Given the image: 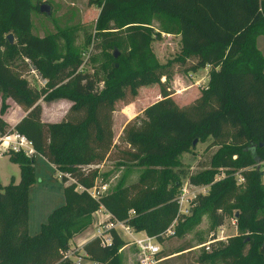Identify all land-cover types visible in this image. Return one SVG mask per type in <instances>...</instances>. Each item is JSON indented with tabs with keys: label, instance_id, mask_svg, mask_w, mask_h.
<instances>
[{
	"label": "trees",
	"instance_id": "obj_1",
	"mask_svg": "<svg viewBox=\"0 0 264 264\" xmlns=\"http://www.w3.org/2000/svg\"><path fill=\"white\" fill-rule=\"evenodd\" d=\"M30 10L29 0H0V91L25 113L13 127L0 116V137L12 132L25 136L37 154L74 182L61 178L66 203L53 209L39 232L30 236L27 193L35 181L34 155L6 153L19 168V180L0 182V264H71L69 240L91 226L99 206L110 218L161 242L159 233L175 217L174 198L182 177L194 185L210 184L208 193L198 195L193 204L208 211L212 228L236 213L237 234L225 243L215 242V247L211 243L197 256L199 264H264V183L253 168L264 161V58L255 44L258 36L264 37V0H101L94 47L118 51L111 57L117 66L111 65L100 89L95 75L78 71L77 53L68 49L61 55L51 36L28 34ZM112 17L114 25L108 23ZM4 32L28 37L16 49L3 38ZM161 33L177 36L175 58L182 70L191 73L207 66V80L185 107H178L159 87V99L143 108L138 124L123 126L121 139L129 149L118 157L159 168L145 170L137 180L118 184L95 200L86 190L99 177L98 165L112 147L113 103L123 99L126 90L135 95L138 75L165 69L151 51V42ZM23 56L49 87L56 86L48 99L72 102L60 123L41 120L44 89L30 87L12 70L11 63ZM4 108L2 101L0 113ZM206 138L218 146L207 169L187 175L177 157L192 141ZM218 168L224 177L213 181ZM238 169L241 185L233 178ZM154 174L157 185L145 193L144 178ZM194 221L190 218L186 228ZM177 226L174 235L180 232ZM110 234L107 246H100L97 237L86 241L85 257L97 264H120L117 251L124 241L114 231Z\"/></svg>",
	"mask_w": 264,
	"mask_h": 264
},
{
	"label": "rangeland",
	"instance_id": "obj_2",
	"mask_svg": "<svg viewBox=\"0 0 264 264\" xmlns=\"http://www.w3.org/2000/svg\"><path fill=\"white\" fill-rule=\"evenodd\" d=\"M29 1L31 4V25L28 34L38 37L51 36L56 42L57 50L61 55L67 53L68 49L77 53L81 61L78 71L89 73L93 76L95 75L96 78L99 79L98 88H102V79L104 75L109 71L112 64L117 66V62H113L111 59L112 52L116 50V48L96 49L94 47L93 40L98 31L97 15L99 12V2L101 0ZM43 3H47L51 7V14L49 16L39 11V7ZM108 23L111 25L116 24L114 17L109 19ZM153 25L156 26L154 22ZM115 30L118 31L119 29L116 28ZM9 34L12 36L11 45L16 49L20 48L22 40L28 37V34H26L18 38L17 36H13L10 32H4L2 36L4 39H7ZM255 44L264 58V37L258 36ZM0 50H4L2 46ZM151 51L154 55L153 57H155V61L161 65H166L165 69L157 70L151 75H138L133 82V85H135V95L130 97L128 90H126L125 97L123 99L117 98L113 103V111L111 113L112 147L106 159L98 165L99 177L97 178V182L107 183L108 190H111L118 184L127 185L137 180L145 170L159 168L157 166L146 167L137 164V162H124L118 159L123 151L129 149V146L121 139V130L123 126L128 122L134 125L138 124L142 117L141 111L143 108L159 99V87L161 85L170 93V98L178 107H185L191 102V98L199 93V90L204 86L207 79L206 69H198L196 72L190 73L184 72L181 66H179L175 58L178 52L176 36L171 35L168 37L166 34L161 33L159 39L151 42ZM22 61H24L27 66H24ZM130 66H133V63L130 64ZM11 68L15 73L21 75L30 87L37 90L44 89V93L39 100L42 108V120L51 123H60L65 111H67L68 105H71L72 102L63 97L48 99L49 94L54 91L53 89H55L56 86L49 87L47 84L43 87L39 86L38 79L30 72V69H34L38 77H44H42L41 72L28 58L23 56V58L20 57L14 60V62L11 63ZM126 99H131V102L125 104L124 101ZM2 101L5 108L3 112L0 113L1 118L7 115H9V117L14 115L15 109L13 102L10 98L3 97L0 91V107ZM217 147L218 146L211 145L210 138H206V140L202 142L198 141L193 146L191 145L187 151L181 153L177 157L182 164L181 169H183L187 175L207 169L210 156L215 152ZM253 168H256L259 173H261L260 180L264 183V161L259 162L253 166ZM216 171L213 178L224 177L223 169L218 168ZM239 171L238 169L233 173L236 185H241L243 183V181L238 182L237 180L238 177H242ZM57 175V171L49 162L41 155L34 154L35 181L30 185L27 193V233L30 236H34L39 232L41 225L47 221V216L53 209L66 203L64 195L66 183H63L61 179L57 178ZM13 176L19 178V168L17 164L11 162L5 154L0 157L1 184L7 185ZM157 179L159 178H156V174L144 178L145 193L150 192L151 189L157 185ZM187 181L186 177H182L180 184ZM200 185L203 186L202 188L205 193L203 195H206L210 184L206 183ZM229 216L224 217L222 223L225 225V234L231 237L236 235L237 231L234 233L233 229L229 227ZM194 217L195 221L190 223L191 225L189 228H186L188 220ZM92 218L93 222L91 226L69 240V249L71 253H68V255L71 264H97L87 259L82 250L83 243L94 237L96 226L103 220V217L99 215H95ZM176 226L177 231H180L177 235L164 238L159 242L160 255L175 251L181 246H189V248L182 252L167 256L161 264H199L197 256L202 251H208L200 245L207 242L210 239V235L216 232V229L212 228L210 225L208 211L206 209L196 210L193 204L186 214L176 220L174 229ZM122 240L124 244L117 251L120 256V264H136L134 247L128 240ZM226 240L227 239L221 241V243H225ZM215 246L216 244L214 243L213 247ZM202 264H223V261L216 260L213 263L206 262Z\"/></svg>",
	"mask_w": 264,
	"mask_h": 264
},
{
	"label": "built area",
	"instance_id": "obj_3",
	"mask_svg": "<svg viewBox=\"0 0 264 264\" xmlns=\"http://www.w3.org/2000/svg\"><path fill=\"white\" fill-rule=\"evenodd\" d=\"M30 72L38 79L39 86H45L46 79L38 77L34 69H30ZM8 151H21L27 156L36 154L34 148L26 139V137L17 132H12L9 135L0 137V156L6 154ZM57 173V178L61 179L62 177H66L68 182H74V180L71 179L67 173H62L59 171H57ZM220 178L222 177L213 178V181H216ZM237 180L238 182L243 181V178L238 177ZM202 187L203 186L201 185L191 184L188 181L180 184L174 198L176 204L175 217L171 220L170 224L161 233H159V237L164 239L174 236V225L176 220L182 215L186 214L198 195L205 194ZM77 189L82 190V187L78 186ZM107 190V183L97 182L96 179L94 185L87 189L86 192L93 199L97 200ZM93 215H99L103 217V220H101L96 226V232L94 233V237L98 238L100 246H107L111 243L110 230H112L121 239L128 240L129 243L134 247L136 264H161L166 258L159 255V242L154 236L147 235L142 231L135 232L123 222L110 218L109 213L101 206L98 207ZM228 225L235 233L237 227L235 215L232 214L229 216ZM215 229L216 232L210 235V239L204 244L200 245L201 247H204L205 250H209V244L224 241L229 237L225 234V225L223 223L216 226Z\"/></svg>",
	"mask_w": 264,
	"mask_h": 264
},
{
	"label": "crops",
	"instance_id": "obj_4",
	"mask_svg": "<svg viewBox=\"0 0 264 264\" xmlns=\"http://www.w3.org/2000/svg\"><path fill=\"white\" fill-rule=\"evenodd\" d=\"M166 36H171V35H168V34H166ZM177 37V36H176ZM256 40H257V38H256ZM255 43H256V41H255ZM202 69H206V72H207V70H208V67L206 66V67H204V68H202ZM196 72V71H195ZM193 73V72H192ZM206 75H207V73H206ZM206 78H207V76H206ZM207 80V79H206ZM196 95H194L191 99H193L194 97H195ZM11 100V99H10ZM12 101V100H11ZM13 102V106H14V109H15V113H14V115H11L10 117H9V115H7V116H3L2 118H3V120H5L11 127H13L23 116H24V112L21 110V108L14 102V101H12ZM39 104H40V102H39ZM69 106H70V104L68 105V107H67V109L66 110H68V108H69ZM66 112V111H65ZM42 114V113H41ZM65 114V113H64ZM64 116V115H63ZM63 118V117H62ZM41 120H42V117H41ZM43 121V120H42ZM45 122H47V121H45ZM37 154V153H36ZM5 154H3V155H1L0 157H2V156H4ZM51 166L52 167H54L55 168V166L53 165V164H51ZM13 178H14V180H15V182H17L18 180H19V178L18 177H15V176H13ZM95 215H93V217H94ZM88 241V240H87ZM86 242V241H85ZM84 242V243H85ZM83 243V244H84Z\"/></svg>",
	"mask_w": 264,
	"mask_h": 264
},
{
	"label": "water",
	"instance_id": "obj_5",
	"mask_svg": "<svg viewBox=\"0 0 264 264\" xmlns=\"http://www.w3.org/2000/svg\"><path fill=\"white\" fill-rule=\"evenodd\" d=\"M39 11L41 13L49 16L51 14V7H50L49 4L43 3V4L40 5ZM7 39L9 41V43H12V36H11V34H9L7 36ZM116 55H117V51L114 50L113 53H112V56L113 57H116ZM263 73H264V69H263ZM195 143H196V141L194 140V141H192L191 145L193 146ZM234 215L236 216V213ZM262 247H263V244H262Z\"/></svg>",
	"mask_w": 264,
	"mask_h": 264
}]
</instances>
